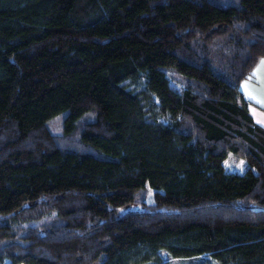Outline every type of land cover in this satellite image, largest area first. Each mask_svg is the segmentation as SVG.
Here are the masks:
<instances>
[{
    "label": "trees",
    "instance_id": "1",
    "mask_svg": "<svg viewBox=\"0 0 264 264\" xmlns=\"http://www.w3.org/2000/svg\"><path fill=\"white\" fill-rule=\"evenodd\" d=\"M261 58L264 0H0V264H264Z\"/></svg>",
    "mask_w": 264,
    "mask_h": 264
},
{
    "label": "rangeland",
    "instance_id": "2",
    "mask_svg": "<svg viewBox=\"0 0 264 264\" xmlns=\"http://www.w3.org/2000/svg\"><path fill=\"white\" fill-rule=\"evenodd\" d=\"M167 76L169 77L170 84L180 91L186 88V82L187 80L182 77L181 75L177 74L174 70L166 69ZM87 118H90V115L87 116ZM63 120H64V114L57 116L56 118L52 119L49 122V129L50 131L57 135L62 136L63 135ZM246 162L245 160L237 156L231 152L228 153V164H227V170L237 173H242L245 170ZM140 201V200H139ZM48 203L45 201L43 203H40L37 205V207L33 210H40L45 209L48 207ZM139 202H136L133 205H129L128 209L137 210L140 209ZM31 211V212H33ZM52 216V215H51ZM43 217L39 220L33 221V222H27V223H21L19 225L14 226V242L23 244L25 242L24 237L30 235V234H40L43 233L44 229L46 228L44 224L50 219V217ZM165 260H167L165 258ZM170 264H193L197 262V259H170Z\"/></svg>",
    "mask_w": 264,
    "mask_h": 264
},
{
    "label": "crops",
    "instance_id": "3",
    "mask_svg": "<svg viewBox=\"0 0 264 264\" xmlns=\"http://www.w3.org/2000/svg\"><path fill=\"white\" fill-rule=\"evenodd\" d=\"M264 58L256 63L251 74L239 84V91L248 102V113L253 121L264 128ZM231 172H234L231 170Z\"/></svg>",
    "mask_w": 264,
    "mask_h": 264
},
{
    "label": "snow or ice",
    "instance_id": "4",
    "mask_svg": "<svg viewBox=\"0 0 264 264\" xmlns=\"http://www.w3.org/2000/svg\"><path fill=\"white\" fill-rule=\"evenodd\" d=\"M262 65H264V61H262Z\"/></svg>",
    "mask_w": 264,
    "mask_h": 264
}]
</instances>
